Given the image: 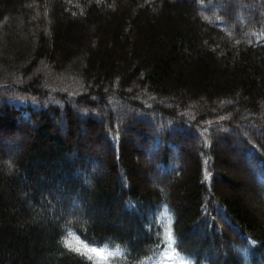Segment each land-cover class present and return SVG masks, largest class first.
<instances>
[{"label": "trees", "instance_id": "1", "mask_svg": "<svg viewBox=\"0 0 264 264\" xmlns=\"http://www.w3.org/2000/svg\"><path fill=\"white\" fill-rule=\"evenodd\" d=\"M252 129L264 0H0V264H264Z\"/></svg>", "mask_w": 264, "mask_h": 264}, {"label": "rangeland", "instance_id": "2", "mask_svg": "<svg viewBox=\"0 0 264 264\" xmlns=\"http://www.w3.org/2000/svg\"><path fill=\"white\" fill-rule=\"evenodd\" d=\"M261 129H263V128L260 127L258 130L260 131ZM251 131L252 132H250V134H252L253 136L259 137V136L264 135V132L263 133L255 132L253 129ZM238 132L239 131H237V132L236 131H232V133H229L230 137L232 138L230 140V143H232V144L223 141L219 137L218 138V148L221 149V150H223L226 154H228V159L230 160L231 164L235 167V169H237L236 171L239 172V175L238 174L237 175L240 176V178H242L241 181L244 182L245 184H247V187H249V189H252V184L250 183L247 175H245L244 169H242V167L240 165L239 155H240L241 151H240V148H239L240 147V144H239L238 139L240 138L239 135L242 136V134H239ZM124 134H125L124 136L126 138L133 136L132 131H129V130L128 131L126 130ZM4 147L6 149L8 148L7 150L10 151V147H7L6 144L4 145ZM137 154L139 155V153H137ZM237 161H238V163H237ZM221 181H222V178L220 177L217 180V183H221ZM241 189L242 188L240 187L239 190H241ZM245 192L247 193V190H245ZM248 199H250L251 203L253 202L252 197L248 196Z\"/></svg>", "mask_w": 264, "mask_h": 264}]
</instances>
